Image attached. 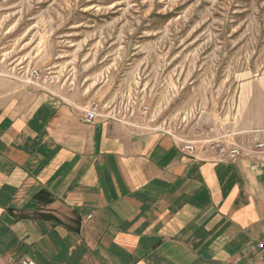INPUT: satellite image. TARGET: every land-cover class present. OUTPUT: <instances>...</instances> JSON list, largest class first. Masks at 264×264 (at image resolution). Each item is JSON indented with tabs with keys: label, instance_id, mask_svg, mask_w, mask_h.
<instances>
[{
	"label": "crops",
	"instance_id": "0c3cea01",
	"mask_svg": "<svg viewBox=\"0 0 264 264\" xmlns=\"http://www.w3.org/2000/svg\"><path fill=\"white\" fill-rule=\"evenodd\" d=\"M10 97L0 94V264H245L242 250L264 241V156L195 159L139 124H85L64 97L27 109ZM253 108L211 127L242 147L264 140ZM40 191L53 203L37 204ZM34 209L68 226L19 217Z\"/></svg>",
	"mask_w": 264,
	"mask_h": 264
},
{
	"label": "rangeland",
	"instance_id": "374dc122",
	"mask_svg": "<svg viewBox=\"0 0 264 264\" xmlns=\"http://www.w3.org/2000/svg\"><path fill=\"white\" fill-rule=\"evenodd\" d=\"M0 91L213 139L218 118L264 113V0H0Z\"/></svg>",
	"mask_w": 264,
	"mask_h": 264
},
{
	"label": "built area",
	"instance_id": "2783aa9c",
	"mask_svg": "<svg viewBox=\"0 0 264 264\" xmlns=\"http://www.w3.org/2000/svg\"><path fill=\"white\" fill-rule=\"evenodd\" d=\"M148 110L147 106L141 108L142 113H147ZM82 116L85 124L98 122L103 118L101 106L97 102L91 101L84 108ZM210 132L218 135L213 139H206L201 142H183V146L180 148L181 153L195 159L211 160L215 163H228L239 160L247 155L264 156V140H258V143L242 147L231 140L225 139L223 127L211 129ZM242 252L245 264H264V241H255L253 245L243 249ZM9 260L14 262L13 259ZM19 264L38 263L36 260L30 258H21Z\"/></svg>",
	"mask_w": 264,
	"mask_h": 264
},
{
	"label": "trees",
	"instance_id": "16d2710c",
	"mask_svg": "<svg viewBox=\"0 0 264 264\" xmlns=\"http://www.w3.org/2000/svg\"><path fill=\"white\" fill-rule=\"evenodd\" d=\"M53 201H54V198L52 197L51 193L48 191H40L39 193L35 195V202L41 206L47 207L48 205L52 204ZM70 214L73 216L71 218L75 221L78 215H75L74 212H71ZM19 217L30 218V219L37 218V219H44V220H52L61 225L64 224L68 226V223H67L68 221L61 220L60 218H58L52 213L44 214L39 209H34L32 211L22 210L19 212Z\"/></svg>",
	"mask_w": 264,
	"mask_h": 264
}]
</instances>
